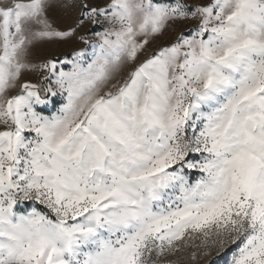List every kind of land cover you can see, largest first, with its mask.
<instances>
[{"label":"snow or ice","instance_id":"obj_1","mask_svg":"<svg viewBox=\"0 0 264 264\" xmlns=\"http://www.w3.org/2000/svg\"><path fill=\"white\" fill-rule=\"evenodd\" d=\"M57 3L0 0V264H264V0Z\"/></svg>","mask_w":264,"mask_h":264},{"label":"rangeland","instance_id":"obj_2","mask_svg":"<svg viewBox=\"0 0 264 264\" xmlns=\"http://www.w3.org/2000/svg\"><path fill=\"white\" fill-rule=\"evenodd\" d=\"M84 0H58L57 6L51 9L48 13L49 20L53 27L59 31H69L75 28L78 18L80 17L81 5ZM90 7L101 6L103 7L107 0H86ZM162 3H172L173 0H160ZM190 7H195L199 0H187ZM193 25L191 23H181L168 29L162 36H160L153 44V48L162 44H166L173 40L180 32H187ZM102 30L100 25L85 24L76 30L73 37L63 41L44 42L39 44L31 55L33 63H41L47 59H56L57 61L70 56L74 51H79L86 46L80 40L81 36H90L94 32ZM90 51V50H89ZM67 70V69H66ZM38 73H26L22 78L25 81L37 82ZM61 106V100L57 97L55 102L49 104L43 109V115H52ZM198 178V174L191 176L192 180ZM176 261V264H185L182 259L178 257L170 258ZM216 264H226L227 257H213Z\"/></svg>","mask_w":264,"mask_h":264}]
</instances>
